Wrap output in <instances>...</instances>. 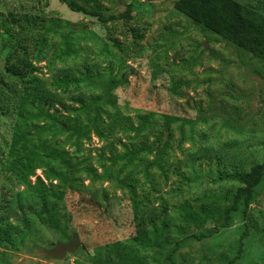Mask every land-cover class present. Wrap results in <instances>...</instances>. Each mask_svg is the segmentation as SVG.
<instances>
[{"label":"rangeland","instance_id":"obj_1","mask_svg":"<svg viewBox=\"0 0 264 264\" xmlns=\"http://www.w3.org/2000/svg\"><path fill=\"white\" fill-rule=\"evenodd\" d=\"M75 1L135 10L101 21L61 0H0V163L32 161V183L61 175L38 215L0 173V264H264V177L225 219L238 175L264 159V60L175 0ZM25 53L21 78L6 66ZM74 234L63 259L35 251Z\"/></svg>","mask_w":264,"mask_h":264},{"label":"trees","instance_id":"obj_2","mask_svg":"<svg viewBox=\"0 0 264 264\" xmlns=\"http://www.w3.org/2000/svg\"><path fill=\"white\" fill-rule=\"evenodd\" d=\"M61 1L67 4L70 10L97 15L101 21L131 17L132 11L135 10V4L131 3L124 12L113 14L105 18L98 13L87 10L82 4L75 0ZM174 8L178 12L187 15L194 21L203 24L206 28L221 35L237 47L243 48L257 58L264 60V10L261 6H256L240 0H175ZM16 24L20 25L23 31L29 27L27 21L23 24L21 20L16 19ZM42 41V39H39L36 45L41 44ZM21 61L23 62L22 66L7 64L6 68L10 70L13 75L26 78L28 74H31L32 70H30V65L32 62L29 61L26 53ZM25 94L27 98L31 97L28 92H25ZM34 100L33 98L30 103L33 104ZM78 101L81 104L84 103L82 99H78ZM73 110L80 111L81 109L73 108ZM149 118H151V115L146 116V119ZM24 126H27V121L24 122ZM61 128L63 129V126H61ZM0 164L2 165L0 173L6 169L9 170L12 175L20 179L22 184L26 186L24 190L26 195H28L33 202H39L41 204L38 215L48 208L50 201L55 196L54 180L57 178L61 179V175L57 171L54 169H45L43 171L44 178L37 176L36 181L32 183L27 178L29 174H34V168H37V165H34L32 161L27 162L25 167L17 164L5 168L2 161ZM25 169H29V171ZM263 177L264 159L252 165L249 171L238 175L241 185L231 195L232 204L226 209V221L229 220L230 213L238 209L239 202L242 201L246 206L249 205L253 198L255 188ZM241 250L242 248H240V251Z\"/></svg>","mask_w":264,"mask_h":264},{"label":"water","instance_id":"obj_3","mask_svg":"<svg viewBox=\"0 0 264 264\" xmlns=\"http://www.w3.org/2000/svg\"><path fill=\"white\" fill-rule=\"evenodd\" d=\"M81 246V239L78 234H74L69 242H57L54 246L47 248H37L35 251L40 256L53 259H63L67 254L76 252Z\"/></svg>","mask_w":264,"mask_h":264}]
</instances>
